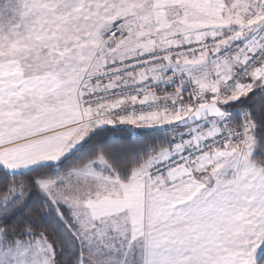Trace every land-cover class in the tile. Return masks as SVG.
I'll return each instance as SVG.
<instances>
[{
	"label": "snow or ice",
	"instance_id": "obj_1",
	"mask_svg": "<svg viewBox=\"0 0 264 264\" xmlns=\"http://www.w3.org/2000/svg\"><path fill=\"white\" fill-rule=\"evenodd\" d=\"M0 264H264V0H0Z\"/></svg>",
	"mask_w": 264,
	"mask_h": 264
}]
</instances>
